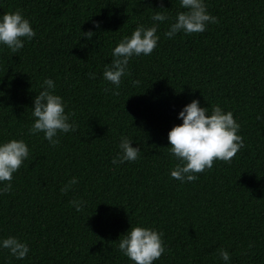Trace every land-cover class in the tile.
<instances>
[{
  "label": "trees",
  "instance_id": "16d2710c",
  "mask_svg": "<svg viewBox=\"0 0 264 264\" xmlns=\"http://www.w3.org/2000/svg\"><path fill=\"white\" fill-rule=\"evenodd\" d=\"M205 3L216 23L168 39L179 0H0V15L20 10L36 32L17 53L0 45V142L23 139L30 149L0 194V238L30 250L17 260L0 249V264H132L118 249L131 224L163 233L166 251L153 264H223L221 248L230 264H264V0ZM155 11L170 18L158 22V46L130 59L118 95L106 91L112 48L151 26ZM45 77L78 125L55 146L28 134ZM192 99L232 111L244 147L181 183L170 176L167 136ZM122 136L139 157L113 165ZM73 199L87 202L82 212Z\"/></svg>",
  "mask_w": 264,
  "mask_h": 264
},
{
  "label": "clouds",
  "instance_id": "9594fccd",
  "mask_svg": "<svg viewBox=\"0 0 264 264\" xmlns=\"http://www.w3.org/2000/svg\"><path fill=\"white\" fill-rule=\"evenodd\" d=\"M178 11L168 24L164 36L174 38L178 33L193 34L205 31L208 24L217 22V18L207 11L205 0H179ZM151 26L138 25L130 35L124 36L112 48L110 64L104 66L103 80L114 87L105 89L113 94H119L122 77L128 75L129 61L133 57L148 56L158 46V22L169 21V16L161 11L151 15ZM96 22V28H99ZM94 31L83 32V37L89 40ZM36 35L32 22L20 10L6 12L0 15V45L11 53L21 50L26 40ZM94 79L96 73H88ZM138 84L139 81H132ZM40 91L33 98L32 123L28 128L29 135L43 133V139L55 146L60 135L75 132L77 123L70 119L73 115L67 112V102L56 92V83L50 77L40 81ZM182 123L174 125L168 132V153L177 161L170 170L171 178L184 182H192L198 174L213 167L214 161L230 162L239 149L244 147V139L239 134L240 124L234 118L232 111H225L219 104L211 108L201 106L198 99H192L178 112ZM262 119L258 114L257 120ZM132 139L122 136L118 151L112 158V164L136 161L140 148L132 145ZM30 149L23 139H9L0 142V194L12 189L13 174L29 157ZM77 183L73 177L62 192H67ZM76 212H82L87 202L83 199L69 201ZM0 249H7L12 257L23 260L29 253V245L16 236L0 238ZM118 249L122 255L132 261V264H153L166 251L163 233L156 228L132 225L119 238ZM223 264H230V253L221 248L218 251Z\"/></svg>",
  "mask_w": 264,
  "mask_h": 264
}]
</instances>
